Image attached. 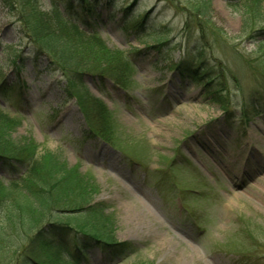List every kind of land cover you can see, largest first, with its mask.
Returning <instances> with one entry per match:
<instances>
[{"label": "rangeland", "instance_id": "374dc122", "mask_svg": "<svg viewBox=\"0 0 264 264\" xmlns=\"http://www.w3.org/2000/svg\"><path fill=\"white\" fill-rule=\"evenodd\" d=\"M32 1L44 14L56 3L130 67L125 86L90 73L103 64L91 57L67 77L47 39L26 35L29 1L0 0V109L19 120L13 142L75 166L116 243L130 244L114 256L90 243L82 264H182L192 247L191 264H264V19L244 28L237 0H88L85 14L80 0ZM193 60L212 82L178 69ZM71 76L83 84L74 94ZM218 82L226 111L208 95ZM88 96L105 105L110 134L91 133L79 104ZM23 171L0 161L5 184ZM142 203L153 219H137ZM42 217L32 224L47 229ZM12 254L0 247V264H22Z\"/></svg>", "mask_w": 264, "mask_h": 264}, {"label": "trees", "instance_id": "16d2710c", "mask_svg": "<svg viewBox=\"0 0 264 264\" xmlns=\"http://www.w3.org/2000/svg\"><path fill=\"white\" fill-rule=\"evenodd\" d=\"M9 1L13 6V0ZM28 1L21 3L19 9V14H24L26 35H31L41 46L47 39L51 48L46 50L48 56L67 77L72 73L81 74L78 67L87 62L86 57H91L103 64H94L100 69L98 73L95 69L90 73L125 86L130 78V67L124 55L117 52L119 58H116L97 35L81 30L80 24L65 16L56 3L44 14L34 8L32 0ZM237 1L244 3V28L264 19L262 0ZM79 6L82 14L92 10L88 0H80ZM144 20V15L137 20L139 26ZM78 22L85 23L83 18ZM193 61L185 66L180 62L178 69L200 82H212L206 69L197 68ZM73 76L67 81L72 90L70 94H74L75 87L83 86L81 80L74 81ZM217 84V89L208 95L214 94L211 96L213 101L226 111L228 101L219 87L221 83ZM80 101L84 118L93 130L91 133L110 134L112 120L103 102L89 96ZM18 125L17 118L0 109L1 164L24 168L21 176L11 179L8 184L0 179V247L11 246L12 257L19 255L22 264H82L90 243L114 256L120 255L126 247L130 250L128 242L116 243L112 221L103 213V208L90 204L88 179L75 166L69 167L51 152L38 156V146L33 141L22 140L17 146L11 134ZM36 215H43L41 221L50 218L47 229L42 227L43 224H32ZM14 261L20 263L18 259Z\"/></svg>", "mask_w": 264, "mask_h": 264}, {"label": "bare ground", "instance_id": "6f19581e", "mask_svg": "<svg viewBox=\"0 0 264 264\" xmlns=\"http://www.w3.org/2000/svg\"><path fill=\"white\" fill-rule=\"evenodd\" d=\"M147 208V209H146ZM136 217L137 219L148 217L149 219H153L152 214L149 210V208L145 205V203H142L137 206L136 204ZM196 254H200L198 249L192 247L188 251H186L185 255L181 258L182 264H191V260L196 256Z\"/></svg>", "mask_w": 264, "mask_h": 264}]
</instances>
